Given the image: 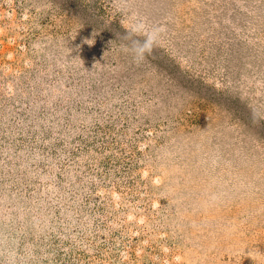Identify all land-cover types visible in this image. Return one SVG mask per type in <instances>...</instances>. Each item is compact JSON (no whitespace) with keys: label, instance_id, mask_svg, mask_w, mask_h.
Segmentation results:
<instances>
[{"label":"rangeland","instance_id":"1","mask_svg":"<svg viewBox=\"0 0 264 264\" xmlns=\"http://www.w3.org/2000/svg\"><path fill=\"white\" fill-rule=\"evenodd\" d=\"M0 264H264V0H0Z\"/></svg>","mask_w":264,"mask_h":264},{"label":"clouds","instance_id":"2","mask_svg":"<svg viewBox=\"0 0 264 264\" xmlns=\"http://www.w3.org/2000/svg\"><path fill=\"white\" fill-rule=\"evenodd\" d=\"M165 29L160 25H137L133 30L125 34L129 41L126 50L131 54L134 62H142L147 55L151 54L154 47L159 43Z\"/></svg>","mask_w":264,"mask_h":264}]
</instances>
